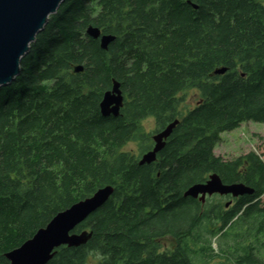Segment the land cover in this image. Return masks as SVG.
<instances>
[{"label": "trees", "instance_id": "16d2710c", "mask_svg": "<svg viewBox=\"0 0 264 264\" xmlns=\"http://www.w3.org/2000/svg\"><path fill=\"white\" fill-rule=\"evenodd\" d=\"M192 2L198 8L186 0H64L51 15L21 74L0 86V264L106 185L112 196L74 230L91 232L89 241L61 246L48 264H209L214 239L226 255L230 236L242 263L243 228L264 230L255 206L238 216L262 203L264 160L255 151L225 159L215 148L245 122L264 124V0ZM90 25L116 37L107 50L87 34ZM113 79L124 105L105 117L100 103ZM193 89L199 101L183 107ZM151 117L157 132L179 123L157 160L140 165L124 147L153 148L141 126ZM214 173L254 189L230 216H209L184 196ZM166 237L173 248L163 249Z\"/></svg>", "mask_w": 264, "mask_h": 264}, {"label": "water", "instance_id": "95a60500", "mask_svg": "<svg viewBox=\"0 0 264 264\" xmlns=\"http://www.w3.org/2000/svg\"><path fill=\"white\" fill-rule=\"evenodd\" d=\"M193 8L198 5L186 0ZM64 0H0V86H7L21 74L23 57L31 50L37 35L48 24L51 15L55 14ZM87 34L100 40V47L109 48L115 36L102 34L100 28L90 25ZM83 66L75 67V72L83 71ZM227 68L215 70L222 75ZM125 95L121 83L113 79L111 89L107 90L100 103L103 116H119L124 105ZM179 119L170 123L165 129L152 136L153 148L145 152L139 164H150L157 160L159 152L166 146L167 140L178 125ZM113 185L99 188L91 196L74 203L59 212L45 227L40 228L33 237L21 246L6 253L10 264H48L61 246L79 247L86 244L92 233L84 230L74 232L93 212L103 206L114 193ZM219 193L232 195L234 198L252 195L254 189L242 182L226 184L217 174H211L204 183L190 186L184 193L186 197L206 201L207 196Z\"/></svg>", "mask_w": 264, "mask_h": 264}, {"label": "rangeland", "instance_id": "374dc122", "mask_svg": "<svg viewBox=\"0 0 264 264\" xmlns=\"http://www.w3.org/2000/svg\"><path fill=\"white\" fill-rule=\"evenodd\" d=\"M185 98L186 100L183 107H193L200 99L198 92L194 89L189 90L186 93ZM188 109L189 108H186L184 112H186ZM141 126L144 133L151 135V139L152 136L157 133V123L153 117L143 120ZM263 135V123L253 121L245 122L239 128L222 134V139L216 146L215 153L216 155L222 156L225 159H234L242 154L255 151L260 154L264 160V150L261 147V137ZM139 145V141H131L124 147V150L130 151L141 158L145 152L141 154ZM261 200L264 203V196ZM213 201L214 199L210 200V202ZM160 243L163 249H171L174 245L173 240L169 237L162 239ZM209 264H228V262L225 257L216 255Z\"/></svg>", "mask_w": 264, "mask_h": 264}, {"label": "flooded vegetation", "instance_id": "af4514ba", "mask_svg": "<svg viewBox=\"0 0 264 264\" xmlns=\"http://www.w3.org/2000/svg\"><path fill=\"white\" fill-rule=\"evenodd\" d=\"M157 132V131H156ZM154 145V143H153ZM238 198H234L232 195H221L219 193L213 194L212 196H207L206 201L203 203L202 206L206 207L207 210L206 214L209 216H221V217H227L233 214L234 210L238 207L237 200ZM213 202H210V200H213ZM199 200V199H198ZM256 207L259 209L260 216L264 217V203H248L245 205L241 212L238 214L240 216L243 211H246L249 207ZM238 216L235 218L237 219ZM264 219V218H263ZM224 220V219H223ZM223 220H220L219 225L223 222ZM247 234L245 235V242L243 245L247 246V252L244 253V259L242 260V263L239 262V260H236L233 258V250L240 246L239 244L235 243L233 241V236H230L231 241H228L227 246V252L226 255L222 253V250L220 248L219 241H217V238L214 239V243L212 244L213 248H215V254L226 256L228 264H264V230L246 226L243 228ZM250 255V256H249Z\"/></svg>", "mask_w": 264, "mask_h": 264}]
</instances>
